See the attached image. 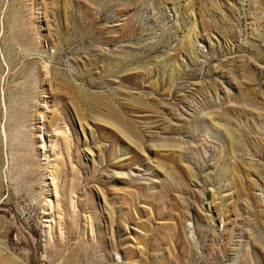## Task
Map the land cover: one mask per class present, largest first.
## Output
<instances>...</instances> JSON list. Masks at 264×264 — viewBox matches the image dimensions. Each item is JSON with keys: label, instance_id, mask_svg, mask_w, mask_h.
<instances>
[{"label": "rangeland", "instance_id": "rangeland-1", "mask_svg": "<svg viewBox=\"0 0 264 264\" xmlns=\"http://www.w3.org/2000/svg\"><path fill=\"white\" fill-rule=\"evenodd\" d=\"M0 264H264V0H0Z\"/></svg>", "mask_w": 264, "mask_h": 264}]
</instances>
